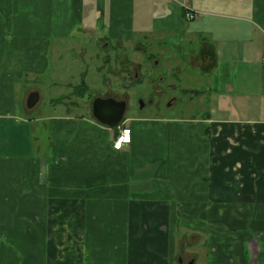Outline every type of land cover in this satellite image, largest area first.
I'll list each match as a JSON object with an SVG mask.
<instances>
[{
    "label": "crops",
    "instance_id": "1",
    "mask_svg": "<svg viewBox=\"0 0 264 264\" xmlns=\"http://www.w3.org/2000/svg\"><path fill=\"white\" fill-rule=\"evenodd\" d=\"M88 36L151 44L202 106L124 117L122 149L86 82L78 114L35 116L36 81ZM190 263L264 264V0H0V264Z\"/></svg>",
    "mask_w": 264,
    "mask_h": 264
},
{
    "label": "rangeland",
    "instance_id": "2",
    "mask_svg": "<svg viewBox=\"0 0 264 264\" xmlns=\"http://www.w3.org/2000/svg\"><path fill=\"white\" fill-rule=\"evenodd\" d=\"M96 35L102 36V32H98ZM67 41V50H63L65 60L63 65H60L63 67V72L61 71L62 73L55 75L53 74V67L51 74H46L36 81V89L40 92L41 99L34 109L35 116L46 117L49 114L63 113V107L52 105V100L58 98L63 100V102H68L67 105L72 107L73 114L76 115L82 111L79 110L81 106L84 113L90 110L88 115L92 118L91 104L95 97L100 94L113 92L120 97H128L125 118L146 117L158 119L163 121V123H156L155 126L161 128L167 120L193 115L203 104L197 97H192L190 93L183 91L186 83L185 78L183 83H180L178 79L161 67L162 62H160V66H128L129 70H132L131 72H133V69L139 71L137 76V78H141L139 81L132 78V73L129 74V72L127 73L126 70H123V66L118 65L123 59H116V55H122L126 53V50L133 58V63L142 61L141 54L137 53L139 52V49H137L138 39L133 41L135 44L130 43L133 46L129 44V47L119 48L116 45L112 47L103 46L102 40L96 42L94 36H88L81 39V44L85 48L84 52L80 51L79 46L71 48L72 40L68 39ZM139 41L145 43V45L147 44L143 40ZM148 45V48H152L151 44L148 43ZM103 47L108 49V51L103 49ZM106 52L112 55L115 54V59L111 56L114 61L109 60L115 66H103L107 62L110 63L104 60ZM153 53H156V49L153 50ZM51 59L53 60V56ZM51 66H56L55 62L52 61ZM171 77L176 80L175 86L171 84ZM83 82L89 85V90L85 96L76 99L80 105L78 107L76 106L77 104H74L75 102H70L75 97L72 91L73 88L67 84L71 83L73 86H77ZM143 100L146 103L145 108H141V104H143L141 101ZM158 133H161V131H158Z\"/></svg>",
    "mask_w": 264,
    "mask_h": 264
},
{
    "label": "water",
    "instance_id": "3",
    "mask_svg": "<svg viewBox=\"0 0 264 264\" xmlns=\"http://www.w3.org/2000/svg\"><path fill=\"white\" fill-rule=\"evenodd\" d=\"M38 98L39 93L37 91L31 92L28 98V106L32 107ZM142 107L143 104H141ZM126 109V100H117L114 97H97L93 100V115L100 122L110 127L118 126L124 120Z\"/></svg>",
    "mask_w": 264,
    "mask_h": 264
},
{
    "label": "flooded vegetation",
    "instance_id": "4",
    "mask_svg": "<svg viewBox=\"0 0 264 264\" xmlns=\"http://www.w3.org/2000/svg\"><path fill=\"white\" fill-rule=\"evenodd\" d=\"M104 45H106V43H103V46ZM103 49L108 51V49H106L104 47H103ZM137 49H139V52H137V53L141 54V60L142 61L140 63H133V58L129 55V52L127 50H126V53H123L122 55H116V59L122 58L123 59L122 62L119 61L120 63L118 65L123 66L122 67L123 70H126L127 73L129 72V74L132 73V78L135 79L136 81H139V80H141V78H137V76L139 75V71L136 69H133V72H131L132 70H129L128 66H160V62H159L157 56L153 53L152 48L141 47V48H137ZM114 55L106 52V54L104 56V60L105 61H109V60L114 61L113 60ZM111 56H113V57L111 58ZM114 59H115V57H114ZM103 66H115V64L113 62H110V63L107 62ZM97 97H102V98L114 97L115 98V97H117V94H115L113 92H108L106 94H100L99 96H96L95 98H97ZM119 99L120 100H126V102H127L128 97L123 96L122 98H119ZM141 103H143V108H145L146 103H144V100L141 101ZM91 110L93 112V102L91 104Z\"/></svg>",
    "mask_w": 264,
    "mask_h": 264
},
{
    "label": "built area",
    "instance_id": "5",
    "mask_svg": "<svg viewBox=\"0 0 264 264\" xmlns=\"http://www.w3.org/2000/svg\"><path fill=\"white\" fill-rule=\"evenodd\" d=\"M186 12L187 19L191 20L194 19L198 11L195 9H192L187 4H183ZM132 141V128L130 126L126 125H119V131L118 134L114 140V148L116 149H122L125 145L130 144Z\"/></svg>",
    "mask_w": 264,
    "mask_h": 264
},
{
    "label": "trees",
    "instance_id": "6",
    "mask_svg": "<svg viewBox=\"0 0 264 264\" xmlns=\"http://www.w3.org/2000/svg\"><path fill=\"white\" fill-rule=\"evenodd\" d=\"M86 87V86H85ZM84 86H81V88L79 89H77L76 90V93L78 94V95H81L83 92H81L83 89L82 88H84V89H86ZM82 89V90H81Z\"/></svg>",
    "mask_w": 264,
    "mask_h": 264
}]
</instances>
